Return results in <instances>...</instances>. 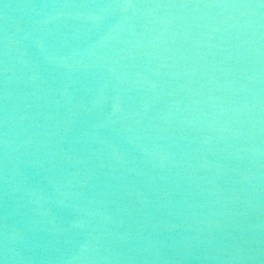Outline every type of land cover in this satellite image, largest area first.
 I'll list each match as a JSON object with an SVG mask.
<instances>
[{"label": "water", "instance_id": "95a60500", "mask_svg": "<svg viewBox=\"0 0 264 264\" xmlns=\"http://www.w3.org/2000/svg\"><path fill=\"white\" fill-rule=\"evenodd\" d=\"M0 264H264V0H0Z\"/></svg>", "mask_w": 264, "mask_h": 264}]
</instances>
